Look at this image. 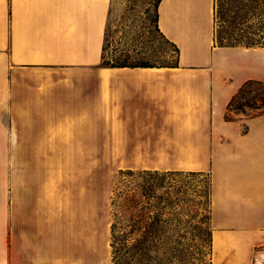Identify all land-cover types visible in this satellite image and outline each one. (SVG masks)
<instances>
[{"label":"crops","instance_id":"obj_1","mask_svg":"<svg viewBox=\"0 0 264 264\" xmlns=\"http://www.w3.org/2000/svg\"><path fill=\"white\" fill-rule=\"evenodd\" d=\"M111 7L0 0V144L8 119L47 129L45 143L108 144L121 169L210 173L211 264H261L264 115L226 114L245 82L264 81V47L219 46L216 0H162L158 27L179 66L103 67ZM111 224L109 195L64 169L0 167V264H113Z\"/></svg>","mask_w":264,"mask_h":264},{"label":"rangeland","instance_id":"obj_2","mask_svg":"<svg viewBox=\"0 0 264 264\" xmlns=\"http://www.w3.org/2000/svg\"><path fill=\"white\" fill-rule=\"evenodd\" d=\"M154 0H112L104 57L110 62L130 63L148 61L154 64L175 63L178 53L157 31L154 24ZM217 44H235L239 40L252 42L264 37V0H218L216 9ZM248 114L253 112L248 111ZM236 113H232L234 117ZM245 115V114H241ZM247 116V115H246ZM6 144H0V167L21 168L23 174L29 168H59L69 174V179L79 185L94 186L102 197L109 195L111 231L117 223L116 239L111 235L112 259L118 264H210L211 262V216L210 173L182 174L176 181L173 198L177 204L165 211L163 218L172 226L167 230L150 229L136 233L126 244L121 226L130 224L131 213L136 211L123 207L120 193L141 183L138 177L122 172V161L109 159L108 144L45 143L47 129L15 128L12 120L6 119ZM24 124V121H23ZM65 132L72 139L76 133L69 129L53 128L50 134ZM20 135L21 143H15ZM35 136L41 137L36 142ZM65 150L86 152L98 158H40L43 152ZM43 156V155H42ZM44 157V156H43ZM137 171V170H133ZM26 176L23 175V179ZM84 189V187H83ZM161 191L160 193H163ZM113 200L116 204L113 205ZM155 212L152 217L157 216ZM123 223V224H121ZM264 264V257L261 260Z\"/></svg>","mask_w":264,"mask_h":264},{"label":"trees","instance_id":"obj_3","mask_svg":"<svg viewBox=\"0 0 264 264\" xmlns=\"http://www.w3.org/2000/svg\"><path fill=\"white\" fill-rule=\"evenodd\" d=\"M162 0H154L153 6L155 7V17L154 24L157 31L160 35L170 43L175 51L178 53L177 61L175 63L167 64H154L148 61L143 62H134L130 63L127 61L123 62H110L105 59L103 56L102 66L103 67H178L180 59V50L178 47L173 45L169 40H167L164 35L160 32L158 27V18L159 14L157 12L158 6ZM218 0H216L217 2ZM218 43V42H217ZM219 46H245V47H264V37L257 39L252 42H247L244 40H239L235 44H224L220 41ZM251 111L253 113L248 114L247 112ZM232 113L236 114H245L248 117H258L264 115V81L260 80H248L245 82L235 96L231 99L228 111L226 114V120L231 121L235 118L232 116ZM247 127H245V131ZM125 175L130 177H138L141 180V183L135 184L134 187L127 189L125 192L120 193L119 198L123 207H126L128 210L136 211V214L131 213L132 218H130L129 223L121 226V233L124 235V243H128L131 237L136 233L147 232L150 229L161 228L162 230H167L172 226L171 222L168 219L163 218L161 215L171 207L179 204L176 201H173V198H176L181 192H173L175 185L172 181L182 175V173H162L159 171H133L128 170L122 172ZM191 175L198 173H189ZM203 174V173H199ZM163 193H160L163 191ZM178 198V197H177ZM176 198V199H177ZM116 204V201L113 200V205ZM155 212L157 216L152 217L151 214ZM210 216H211V192H210ZM211 219V218H210ZM123 224V223H121ZM118 227L117 223H113L112 234L113 239H116V229ZM112 246L115 248L114 242ZM211 256H212V235H211ZM212 263V258L211 262ZM116 262V257H114V263Z\"/></svg>","mask_w":264,"mask_h":264}]
</instances>
